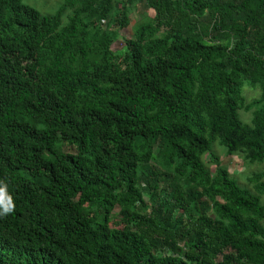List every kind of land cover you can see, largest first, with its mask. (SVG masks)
<instances>
[{
	"label": "trees",
	"instance_id": "obj_1",
	"mask_svg": "<svg viewBox=\"0 0 264 264\" xmlns=\"http://www.w3.org/2000/svg\"><path fill=\"white\" fill-rule=\"evenodd\" d=\"M220 150L264 164V0H0V264H264Z\"/></svg>",
	"mask_w": 264,
	"mask_h": 264
},
{
	"label": "rangeland",
	"instance_id": "obj_2",
	"mask_svg": "<svg viewBox=\"0 0 264 264\" xmlns=\"http://www.w3.org/2000/svg\"><path fill=\"white\" fill-rule=\"evenodd\" d=\"M22 2L38 9L44 15L50 16L55 15L63 4V0H22ZM154 14V10L150 8H143L140 6V8L134 9L132 14L133 23L129 28L124 30L122 34L123 36L114 44L113 50L116 52L125 50L126 40L135 37V26L146 18H151ZM245 96L248 102H251L252 100L257 99L260 96V93L258 90L248 88L245 91ZM241 114L245 121L250 122L252 117L251 113L242 111ZM220 154L222 161L229 168L231 173L240 180L241 184L254 190V184L251 181V178L255 173L264 170V164L255 163L250 165L244 159L238 156H228L222 150H220ZM212 169L215 171L216 165H212ZM262 202L264 203V196L262 197Z\"/></svg>",
	"mask_w": 264,
	"mask_h": 264
},
{
	"label": "clouds",
	"instance_id": "obj_3",
	"mask_svg": "<svg viewBox=\"0 0 264 264\" xmlns=\"http://www.w3.org/2000/svg\"><path fill=\"white\" fill-rule=\"evenodd\" d=\"M15 210L13 197L8 194L7 186L0 182V216L9 215Z\"/></svg>",
	"mask_w": 264,
	"mask_h": 264
}]
</instances>
